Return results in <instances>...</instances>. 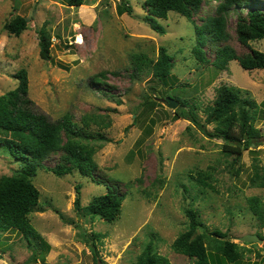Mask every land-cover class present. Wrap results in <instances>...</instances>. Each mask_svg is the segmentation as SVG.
<instances>
[{
  "label": "rangeland",
  "instance_id": "rangeland-1",
  "mask_svg": "<svg viewBox=\"0 0 264 264\" xmlns=\"http://www.w3.org/2000/svg\"><path fill=\"white\" fill-rule=\"evenodd\" d=\"M145 1L84 0L76 8L68 6L67 0H0V96L18 86L15 74L26 69L29 96L38 114L51 121L70 116L77 123L85 116L101 117L108 125L102 132L108 141L91 143L96 147L98 174L119 183L126 194L119 219L109 223L78 213L75 206L78 196L85 207L94 197L106 194L107 185L76 170L57 176L39 169L34 184L41 198L30 221L51 249L45 262L34 260L35 252L27 240L11 230L0 234V264H132L152 240L172 264H193L194 260L172 249L188 228V208L199 211L209 231L228 233L242 246L238 264H264V227L248 204L253 196L264 203V188L251 183L254 165L264 166V138L258 148L246 150L236 159L225 150L224 139L208 137L188 120H175V110L154 98L151 74L137 80L130 76L135 54L144 53L157 60L165 47L174 66L162 97L186 100V109L195 107L199 121L206 123L208 110L214 107L223 85L242 90L244 96L248 92L258 104L264 101V70H245L236 60L224 71L214 66L218 48L230 46L237 55L247 56L251 49L264 52V39L250 42V48L243 46L236 35L237 14H233L227 18L230 39L214 47L207 43L202 63L194 54L195 27L202 28L216 16L222 0H204L192 21L169 13L166 20H158L165 34L156 33L143 20L147 14ZM122 2L132 7V15L121 11ZM17 16L29 22L28 29L18 37L5 29ZM40 29L51 37L48 61L40 56ZM101 74L108 86H100L108 90L106 96L96 92L98 85L90 83ZM149 96L157 102L152 114L157 123L148 121L150 129L147 124L134 122ZM255 127L264 135V110L259 112ZM206 129L216 133L217 124ZM61 155L52 156L44 165L55 166ZM18 169V162L0 152V179L14 175ZM207 171L214 177L213 190L189 178L190 173ZM95 234L99 239L90 240ZM249 234L262 237L263 242L240 240ZM94 242L97 257L91 248Z\"/></svg>",
  "mask_w": 264,
  "mask_h": 264
},
{
  "label": "trees",
  "instance_id": "trees-1",
  "mask_svg": "<svg viewBox=\"0 0 264 264\" xmlns=\"http://www.w3.org/2000/svg\"><path fill=\"white\" fill-rule=\"evenodd\" d=\"M204 0H146L143 9L147 13L143 20L158 34H165V29L158 20H166L169 13H177L192 21L200 10ZM84 0H67L70 7L79 8ZM122 12L133 14L132 7L122 2ZM244 11L247 13L244 15ZM237 14L236 35L243 46L249 47L252 41L264 39V0H222L216 11V16L206 21L202 28L195 27L197 44L194 54L197 60L204 63L206 52L203 50L207 43L212 47L230 39L227 33V18ZM29 27L27 19L17 16L5 25L10 35L20 36ZM40 56L42 60H51L52 42L45 29L38 31ZM218 47V46H217ZM233 60L239 62L245 70H264V52L250 50L247 56H239L230 46L218 48L214 66L220 71L227 69ZM173 58L162 47L157 60L144 53L133 56L131 78L137 80L144 74H151L150 89L156 100L164 99V91L169 86ZM104 74L94 76L91 85L108 87L102 80ZM18 86L0 96V152L9 155L19 163V169L12 176L0 179V234L11 230L20 232L27 240L34 252V260L46 261V254L51 245L40 235L30 221V215L39 206L41 192L34 184V178L39 169H46L57 176L71 174L75 170L93 181L107 185L108 192L96 196L85 207L81 205L78 196L75 201L76 211L84 215L98 217L103 221L113 223L119 219L126 194L120 189L117 182L111 183L107 177L98 174V166L94 161L96 147L92 142L108 141L102 133L108 125L101 117L85 116L81 123L74 122L70 116L58 121H51L48 117L38 114L33 109L30 98L29 73L21 69L15 74ZM164 90L160 92L161 87ZM97 88L105 96L108 90ZM235 87L223 85L219 88L218 97L213 108H209L206 123H201L195 112V107L188 110V102L175 97L180 105L172 111L174 119H185L197 127L208 137H219L225 140L224 148L227 153L236 155L240 159L243 152L256 149L261 144L264 135L255 127L259 112L264 110V101L258 104L248 92ZM160 95V97H159ZM146 97L142 112L135 118L136 123L148 126L155 125L153 118L157 110V102ZM120 102V101H118ZM154 112V113H153ZM153 114V115H152ZM141 117V118H139ZM217 124L216 133H208L206 127ZM99 129L95 130L94 126ZM140 125V124H139ZM151 128L149 125L148 128ZM149 128V129H150ZM94 129V130H93ZM63 137L66 142L63 143ZM236 143V144H235ZM61 153L59 162L53 167L44 165L52 156ZM254 174L251 183L255 187L264 188V166L254 165ZM189 178L204 189H214V180L211 171L189 174ZM79 188V187H78ZM249 209L253 216L264 227V203L258 196L248 199ZM189 224L185 232L174 241L172 249L175 253L184 255L192 260L193 264H238L242 258V246L232 241L224 240L228 233L220 230L209 231L197 209L185 210ZM72 224V223H71ZM201 231V233H199ZM262 238V237H260ZM98 235H92L90 240H98ZM97 245L92 244V251L97 257ZM132 264H172L170 259L161 255L155 242L149 241L143 248L136 261Z\"/></svg>",
  "mask_w": 264,
  "mask_h": 264
},
{
  "label": "water",
  "instance_id": "water-1",
  "mask_svg": "<svg viewBox=\"0 0 264 264\" xmlns=\"http://www.w3.org/2000/svg\"><path fill=\"white\" fill-rule=\"evenodd\" d=\"M159 97H160V95H159ZM163 102L167 105L168 108H170L172 110H176L180 105L178 100L172 99L170 97L164 98ZM229 239H230V235H227L224 238V240H229ZM240 240L243 242L259 243V244H261L263 242L259 236L252 235V234L245 235V236L241 237Z\"/></svg>",
  "mask_w": 264,
  "mask_h": 264
},
{
  "label": "flooded vegetation",
  "instance_id": "flooded-vegetation-1",
  "mask_svg": "<svg viewBox=\"0 0 264 264\" xmlns=\"http://www.w3.org/2000/svg\"><path fill=\"white\" fill-rule=\"evenodd\" d=\"M163 100V99H162Z\"/></svg>",
  "mask_w": 264,
  "mask_h": 264
}]
</instances>
